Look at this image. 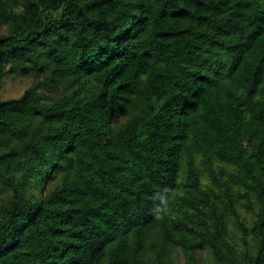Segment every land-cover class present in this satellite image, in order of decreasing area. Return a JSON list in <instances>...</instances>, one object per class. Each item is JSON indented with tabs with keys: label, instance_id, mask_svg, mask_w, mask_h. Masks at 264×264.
<instances>
[{
	"label": "trees",
	"instance_id": "obj_1",
	"mask_svg": "<svg viewBox=\"0 0 264 264\" xmlns=\"http://www.w3.org/2000/svg\"><path fill=\"white\" fill-rule=\"evenodd\" d=\"M3 28L0 81L44 79L0 101V264H264V0H0Z\"/></svg>",
	"mask_w": 264,
	"mask_h": 264
},
{
	"label": "rangeland",
	"instance_id": "obj_2",
	"mask_svg": "<svg viewBox=\"0 0 264 264\" xmlns=\"http://www.w3.org/2000/svg\"><path fill=\"white\" fill-rule=\"evenodd\" d=\"M6 33L5 28L0 30V34ZM43 77H38L35 75H9L4 77L0 81V101L10 100L14 98L21 97L26 90L36 87L39 81L43 80ZM38 93L44 94L47 97L53 98L56 93L52 92L50 88L45 86H40L37 89ZM56 96H59L57 94ZM125 117L116 118L114 123L119 124L125 121ZM13 189L8 188L3 181L0 179V202L4 203L13 198ZM234 230V229H232ZM237 244H240L237 242ZM171 264H188L185 254L181 250H173L171 255ZM212 255L210 252H206L198 257V264H216L212 260Z\"/></svg>",
	"mask_w": 264,
	"mask_h": 264
}]
</instances>
